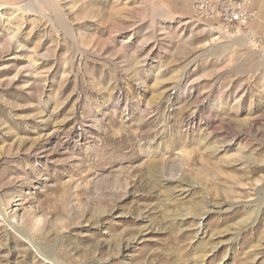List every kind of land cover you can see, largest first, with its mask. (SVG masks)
<instances>
[{"label": "rangeland", "instance_id": "obj_1", "mask_svg": "<svg viewBox=\"0 0 264 264\" xmlns=\"http://www.w3.org/2000/svg\"><path fill=\"white\" fill-rule=\"evenodd\" d=\"M49 1H0V264H264V20Z\"/></svg>", "mask_w": 264, "mask_h": 264}, {"label": "built area", "instance_id": "obj_2", "mask_svg": "<svg viewBox=\"0 0 264 264\" xmlns=\"http://www.w3.org/2000/svg\"><path fill=\"white\" fill-rule=\"evenodd\" d=\"M194 19L200 23H217L225 32H238L256 19L252 0H191Z\"/></svg>", "mask_w": 264, "mask_h": 264}, {"label": "crops", "instance_id": "obj_3", "mask_svg": "<svg viewBox=\"0 0 264 264\" xmlns=\"http://www.w3.org/2000/svg\"><path fill=\"white\" fill-rule=\"evenodd\" d=\"M0 1H9V0H0ZM251 9L256 12L257 19L264 20V0H252ZM261 23L262 25L259 26L258 24L253 27L255 32L264 33V22L261 20Z\"/></svg>", "mask_w": 264, "mask_h": 264}, {"label": "bare ground", "instance_id": "obj_4", "mask_svg": "<svg viewBox=\"0 0 264 264\" xmlns=\"http://www.w3.org/2000/svg\"><path fill=\"white\" fill-rule=\"evenodd\" d=\"M50 2H51V3H50ZM49 3H50V7H53V9H55V7H54V6H55V5H54V4H55V0H50ZM18 4H19V3H18ZM3 6H4V5H3ZM17 6H18V5H17ZM47 8H48V7H47ZM16 9H17L18 11H20V12H30V11H32V10L29 9L27 6H24V5H22V4H21V5L19 4V6H18ZM199 104H200V103H199ZM202 107H203V106H201V107H200V106H194V110H195L194 112H199V113H200V112L202 111ZM200 115H201V114H200ZM10 222H11V221H10ZM10 224H11V223H10Z\"/></svg>", "mask_w": 264, "mask_h": 264}]
</instances>
